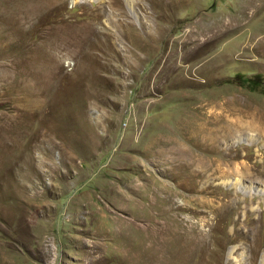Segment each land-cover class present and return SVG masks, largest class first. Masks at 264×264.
I'll return each instance as SVG.
<instances>
[{
    "label": "rangeland",
    "instance_id": "obj_1",
    "mask_svg": "<svg viewBox=\"0 0 264 264\" xmlns=\"http://www.w3.org/2000/svg\"><path fill=\"white\" fill-rule=\"evenodd\" d=\"M206 250L262 264L264 0H0V264Z\"/></svg>",
    "mask_w": 264,
    "mask_h": 264
},
{
    "label": "bare ground",
    "instance_id": "obj_2",
    "mask_svg": "<svg viewBox=\"0 0 264 264\" xmlns=\"http://www.w3.org/2000/svg\"><path fill=\"white\" fill-rule=\"evenodd\" d=\"M261 7V6H260ZM205 202V201H204ZM178 208H182L181 206L180 207H178ZM254 247V246H253ZM249 248V247H248ZM259 248V247H258ZM252 249V248H251ZM255 250H257V248L255 249ZM259 250V249H258ZM260 251V250H259ZM234 252V251H233ZM248 252H249V250H248ZM247 252V253H248ZM264 252V251H263ZM251 253H253V252H251ZM250 253V254H251ZM255 253V252H254ZM253 253V254H254ZM231 255V254H230ZM263 255V258H262V264L264 263V253L262 254ZM216 256V251L215 250H206L205 252H203V254L201 255V257H200V263H206V264H211L212 262H211V258H213V257H215ZM251 256V255H250ZM236 257V256H235ZM259 257V256H258ZM257 257V258H258ZM249 259V258H248ZM249 262V261H248ZM257 263V262H256ZM236 264H242V261L240 260V261H238V262H236ZM261 264V263H260Z\"/></svg>",
    "mask_w": 264,
    "mask_h": 264
}]
</instances>
